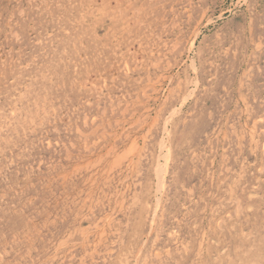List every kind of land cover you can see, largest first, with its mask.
Instances as JSON below:
<instances>
[{"label": "rangeland", "instance_id": "1", "mask_svg": "<svg viewBox=\"0 0 264 264\" xmlns=\"http://www.w3.org/2000/svg\"><path fill=\"white\" fill-rule=\"evenodd\" d=\"M263 119L264 0H0V264H264Z\"/></svg>", "mask_w": 264, "mask_h": 264}, {"label": "bare ground", "instance_id": "2", "mask_svg": "<svg viewBox=\"0 0 264 264\" xmlns=\"http://www.w3.org/2000/svg\"><path fill=\"white\" fill-rule=\"evenodd\" d=\"M111 9V8H110ZM166 11V10H165ZM49 13V12H48ZM65 31V30H64ZM71 31V30H70ZM66 35V34H65ZM160 37V36H159ZM262 38V37H261ZM187 42V41H186ZM56 43V42H55ZM57 47V46H56ZM33 48V47H32ZM46 48V47H45ZM40 54V53H39ZM74 54H75V52H74ZM36 58V57H35ZM40 60V59H39ZM45 60V59H44ZM210 61V60H209ZM30 62V61H29ZM40 63V62H39ZM75 63V62H74ZM128 64V63H127ZM191 66V65H190ZM134 67V66H133ZM128 70H129V68H128ZM41 71V70H40ZM252 76V75H251ZM29 77V76H28ZM31 78V77H30ZM51 79V78H50ZM164 79V78H163ZM192 79V78H191ZM140 81V80H139ZM196 82H197V79H196ZM155 83V82H154ZM153 83V84H154ZM11 84H12V82H11ZM60 85V84H59ZM247 85V84H246ZM12 86V85H11ZM150 86V85H149ZM148 86V87H149ZM155 86V85H154ZM7 90V89H6ZM24 90V89H23ZM23 92V91H22ZM203 92V91H202ZM146 94V93H145ZM20 95V94H19ZM5 96V95H4ZM145 96V95H144ZM11 97V96H10ZM245 98V97H244ZM243 98V99H244ZM11 99V98H10ZM35 99V98H34ZM58 99V98H57ZM185 99V98H184ZM37 100V99H36ZM112 101V100H111ZM20 102V101H19ZM90 102V101H89ZM132 102V101H131ZM183 102V101H182ZM146 103V102H145ZM14 104V103H13ZM30 104V103H29ZM9 105V104H8ZM134 105V104H133ZM27 106V105H26ZM58 106V105H57ZM114 107V106H113ZM128 107V106H127ZM145 107V106H144ZM2 108V107H1ZM53 108V107H52ZM126 108V107H125ZM13 109V108H12ZM24 109H26V108H24ZM127 109V108H126ZM8 110V109H7ZM129 110V109H128ZM124 111V110H123ZM44 112V111H43ZM71 112V111H70ZM190 112V111H189ZM132 113V112H131ZM63 114V113H62ZM123 114H124V112H123ZM20 116V115H19ZM34 116V115H33ZM77 116V115H76ZM59 117V116H58ZM88 117V116H87ZM94 117V116H93ZM69 118V117H68ZM168 118V117H167ZM3 119V118H2ZM13 119V118H12ZM86 120V119H85ZM95 120V119H94ZM261 120V119H260ZM264 120V119H263ZM61 121V120H60ZM102 121V120H101ZM104 121V120H103ZM138 121V120H137ZM166 121V120H165ZM10 122V121H9ZM8 122V123H9ZM69 122V121H68ZM107 122V121H106ZM85 123V122H84ZM103 123V122H102ZM121 124V123H120ZM151 124V123H150ZM14 125V124H13ZM122 125V124H121ZM78 127V126H77ZM165 128V127H164ZM56 129V128H55ZM226 130V129H225ZM252 130V129H251ZM111 131V130H110ZM224 131V130H223ZM82 132V131H81ZM167 132V131H166ZM225 132V131H224ZM87 133V132H86ZM11 134V133H10ZM83 135V134H82ZM150 135V134H149ZM206 135V134H205ZM226 135V134H225ZM241 135V134H240ZM27 136V135H26ZM40 136V135H39ZM104 136V135H103ZM123 136V135H122ZM151 136V135H150ZM169 136V135H168ZM85 137V136H84ZM89 137V136H88ZM21 138H22V136H21ZM116 138V137H115ZM135 138V137H134ZM100 139V138H99ZM39 140V139H38ZM84 140V139H83ZM144 140V139H143ZM72 141V140H71ZM115 141V140H114ZM132 141H135V140H132ZM20 142V141H19ZM36 142V141H35ZM65 142V141H64ZM96 142V141H95ZM97 143V142H96ZM132 143V142H131ZM138 144V143H137ZM3 145V144H2ZM87 145H89V144H87ZM91 145V144H90ZM144 145V144H143ZM53 146V145H52ZM95 146V145H94ZM97 146V145H96ZM10 148H11V146H10ZM231 148V147H230ZM69 148H67V150H68ZM227 149V148H226ZM19 150V149H18ZM131 150V149H130ZM162 150V149H161ZM7 151V150H6ZM40 151V150H39ZM231 151V150H230ZM68 152V151H67ZM66 152V153H67ZM70 152V151H69ZM78 152V151H77ZM120 153V152H119ZM10 154V153H9ZM131 156V155H130ZM138 156V155H137ZM144 156V155H143ZM167 156H168V153L166 154V156H165V158H167ZM223 156V155H222ZM121 157H122V155H121ZM225 157V156H224ZM69 158V157H68ZM115 158H117V156L115 157ZM60 159V158H59ZM124 159V158H123ZM42 160V159H41ZM135 160H133V162H134ZM16 162V161H15ZM89 163V162H88ZM98 163V162H97ZM102 163V162H101ZM165 163V162H164ZM241 163V162H240ZM137 164V163H136ZM51 165V164H50ZM168 164H166V166H167ZM78 166V165H77ZM76 166V167H77ZM32 168V167H31ZM74 168V167H73ZM140 168V167H139ZM10 169V168H9ZM38 170V169H37ZM18 171V170H17ZM28 171V170H27ZM26 171V172H27ZM158 171V170H157ZM5 172V171H4ZM24 172V171H23ZM31 172V171H30ZM261 172V171H260ZM3 173V172H2ZM36 173V172H35ZM90 173V172H89ZM29 174V173H28ZM59 174V173H58ZM4 175V174H3ZM26 176V175H25ZM67 176V175H66ZM110 178V177H109ZM163 178V177H162ZM213 178V177H212ZM29 179V178H28ZM103 179V178H102ZM46 180V179H45ZM30 181V180H29ZM103 181V180H102ZM203 181V180H202ZM1 182V181H0ZM49 183V182H48ZM107 183V182H106ZM164 183V182H163ZM7 184V183H6ZM34 184V183H33ZM47 184V183H46ZM104 184V183H103ZM112 185V184H111ZM114 185V184H113ZM156 185V184H155ZM24 186V185H23ZM109 186V185H108ZM157 186V185H156ZM22 188V187H21ZM50 188V187H49ZM19 190H21V189H19ZM92 190V189H91ZM85 191V190H84ZM90 191V190H89ZM86 193V192H85ZM90 193V192H89ZM96 194V193H95ZM86 196V195H85ZM89 196V195H88ZM103 197V196H102ZM157 197V196H156ZM160 197V196H159ZM241 199V198H240ZM4 200V199H3ZM57 200V199H56ZM84 202V201H83ZM161 202V201H160ZM11 205V204H10ZM126 205V204H125ZM56 206V205H55ZM63 209V208H62ZM153 209V208H152ZM74 210V209H73ZM28 211V210H27ZM49 213V212H48ZM89 213V212H88ZM109 214V213H108ZM208 219V218H207ZM99 220V219H98ZM54 222V221H53ZM71 224V223H70ZM3 229V228H2ZM38 229V228H37ZM95 229V228H94ZM101 230V229H100ZM35 231V230H34ZM24 232V231H23ZM149 233H151V232H149ZM5 234V233H4ZM250 235V234H249ZM96 238V237H95ZM247 238V237H246ZM98 239V238H97ZM6 240V239H5ZM10 240V239H9ZM2 241V240H1ZM3 241H4V239H3ZM8 241V240H7ZM30 241V240H29ZM88 241V240H87ZM146 242V241H145ZM34 243V242H33ZM86 244V243H85ZM36 246V245H35ZM32 247V246H31ZM9 249V248H8ZM112 251V250H111ZM155 251V250H154ZM155 253V252H154ZM26 254H27V252H26ZM73 254V253H72ZM25 258V257H24ZM103 258V257H102ZM18 259V258H17ZM195 263V262H194Z\"/></svg>", "mask_w": 264, "mask_h": 264}]
</instances>
